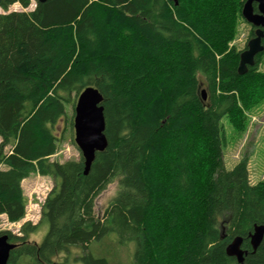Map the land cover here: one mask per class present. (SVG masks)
Instances as JSON below:
<instances>
[{
	"label": "trees",
	"instance_id": "obj_1",
	"mask_svg": "<svg viewBox=\"0 0 264 264\" xmlns=\"http://www.w3.org/2000/svg\"><path fill=\"white\" fill-rule=\"evenodd\" d=\"M244 1L47 0L0 13V225L25 218L27 177L53 180L38 223L0 230L17 243L8 264H124L122 248L127 264H264V239L250 244L264 180L251 182L248 153L229 169L223 152V117L240 128L264 98V50L240 74L231 45ZM90 85L104 97L108 146L86 175L82 152L52 156ZM237 236L243 263L226 252Z\"/></svg>",
	"mask_w": 264,
	"mask_h": 264
},
{
	"label": "rangeland",
	"instance_id": "obj_2",
	"mask_svg": "<svg viewBox=\"0 0 264 264\" xmlns=\"http://www.w3.org/2000/svg\"><path fill=\"white\" fill-rule=\"evenodd\" d=\"M35 6L36 0H33L28 8H23L19 3H16L10 6L7 11L0 7V13L22 10L31 11L35 8ZM251 29L252 25L250 23H248L245 19H240L238 34L231 45L236 46L239 50H243L245 44L249 40ZM261 70H264L263 64L261 65ZM67 110L69 117H71L73 113L72 107L68 106ZM222 124L224 128L225 142L223 152L227 168H233L234 165L246 153H248L250 155L249 172L251 182L256 184L259 181L264 180V98L246 111L244 124L240 128H237L236 125L230 121V118L226 116L223 117ZM61 126V128H63V123ZM64 128V131L68 129L67 126H64ZM73 134L69 131V129L65 132L63 137L64 140L60 145V149L57 154L52 156V159L66 161L80 157L81 150L75 143L74 126ZM52 186L53 180L48 176L32 173L29 177H27L23 181L24 192L28 198L27 213L25 218L20 222L12 223L8 221L5 215H3L1 217L2 222L0 230H10L13 234H20V228L24 222L31 221L33 223H38L41 218V204L45 200ZM117 188V183L110 184L96 199L95 210L98 215H102L110 199L116 194ZM47 231L48 226L41 227L40 231L33 234L31 237L38 243H41ZM128 253V249L122 248L121 254L124 264H127L129 260Z\"/></svg>",
	"mask_w": 264,
	"mask_h": 264
},
{
	"label": "water",
	"instance_id": "obj_3",
	"mask_svg": "<svg viewBox=\"0 0 264 264\" xmlns=\"http://www.w3.org/2000/svg\"><path fill=\"white\" fill-rule=\"evenodd\" d=\"M45 2L47 0H36ZM175 4L178 0H172ZM244 19L254 28V36L247 42V47L240 53L238 72L244 74L249 66L254 65L256 55L264 50V0H245L242 7ZM203 98L206 99V91L203 90ZM104 97L95 86H87L78 95L75 105L74 133L75 143L81 150L85 162L84 173L87 175L96 158L97 152L104 151L108 146L105 133L106 118L103 105ZM264 239V224L255 225L250 234V244L256 251ZM243 238L235 237L227 246L226 252L234 256L238 262L243 263L248 250L242 247ZM16 244L11 242L7 234H0V264H8L11 251Z\"/></svg>",
	"mask_w": 264,
	"mask_h": 264
},
{
	"label": "bare ground",
	"instance_id": "obj_4",
	"mask_svg": "<svg viewBox=\"0 0 264 264\" xmlns=\"http://www.w3.org/2000/svg\"><path fill=\"white\" fill-rule=\"evenodd\" d=\"M36 2H38V1H36ZM245 2V1H244ZM264 40V39H263ZM3 234V233H2ZM6 234V233H5ZM12 242V241H11ZM17 244V243H16ZM17 246V245H16ZM12 252V251H11Z\"/></svg>",
	"mask_w": 264,
	"mask_h": 264
},
{
	"label": "crops",
	"instance_id": "obj_5",
	"mask_svg": "<svg viewBox=\"0 0 264 264\" xmlns=\"http://www.w3.org/2000/svg\"><path fill=\"white\" fill-rule=\"evenodd\" d=\"M23 184V183H22Z\"/></svg>",
	"mask_w": 264,
	"mask_h": 264
},
{
	"label": "flooded vegetation",
	"instance_id": "obj_6",
	"mask_svg": "<svg viewBox=\"0 0 264 264\" xmlns=\"http://www.w3.org/2000/svg\"><path fill=\"white\" fill-rule=\"evenodd\" d=\"M264 41V40H263Z\"/></svg>",
	"mask_w": 264,
	"mask_h": 264
}]
</instances>
